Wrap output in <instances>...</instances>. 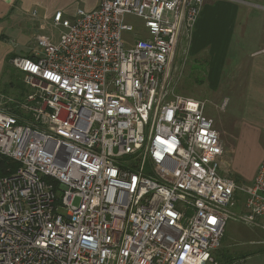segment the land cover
<instances>
[{
	"label": "built area",
	"instance_id": "2783aa9c",
	"mask_svg": "<svg viewBox=\"0 0 264 264\" xmlns=\"http://www.w3.org/2000/svg\"><path fill=\"white\" fill-rule=\"evenodd\" d=\"M208 1L58 12V40L11 58L27 90L0 93V158L18 164L0 173V264H218L238 202L264 230V160L232 177L207 103L177 93Z\"/></svg>",
	"mask_w": 264,
	"mask_h": 264
},
{
	"label": "crops",
	"instance_id": "0c3cea01",
	"mask_svg": "<svg viewBox=\"0 0 264 264\" xmlns=\"http://www.w3.org/2000/svg\"><path fill=\"white\" fill-rule=\"evenodd\" d=\"M99 2L0 0V68L12 56H31L39 34L58 40V12L73 18L78 9L93 10ZM191 52L205 56L213 99L223 109L234 102L231 113L232 119L238 115L239 136L242 131L253 134L264 150V0H209L195 25ZM263 159L247 175L249 180Z\"/></svg>",
	"mask_w": 264,
	"mask_h": 264
},
{
	"label": "rangeland",
	"instance_id": "374dc122",
	"mask_svg": "<svg viewBox=\"0 0 264 264\" xmlns=\"http://www.w3.org/2000/svg\"><path fill=\"white\" fill-rule=\"evenodd\" d=\"M134 21L141 23L139 19ZM191 46L189 54L183 56L185 62L177 85V93L207 103V112L214 118L226 149L228 173L238 181H248L247 175L264 156L262 144H258L257 138L251 133L246 134L242 131L239 136L240 123L235 118L238 115L232 119L234 115L231 113L234 102L223 109L221 102L213 99L206 83L205 56L193 54ZM10 60H6L0 68V93L18 96L25 93L27 87L23 82L22 73L11 64ZM78 203L79 199L76 200V204ZM241 210V202H238V206L233 209L235 214L227 222L222 244L216 252L217 261L219 264H228V261L233 264H264V230L244 222L239 216Z\"/></svg>",
	"mask_w": 264,
	"mask_h": 264
},
{
	"label": "trees",
	"instance_id": "16d2710c",
	"mask_svg": "<svg viewBox=\"0 0 264 264\" xmlns=\"http://www.w3.org/2000/svg\"><path fill=\"white\" fill-rule=\"evenodd\" d=\"M13 58L10 57L9 59ZM7 166L11 167V170H14L15 168H17L18 164L15 162V161H12L8 158H0V173L1 174H6L7 173ZM216 256V254H215ZM216 259H217V256H216ZM228 264H233V263H229V261L227 262ZM219 264V262H218Z\"/></svg>",
	"mask_w": 264,
	"mask_h": 264
}]
</instances>
